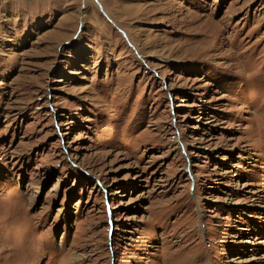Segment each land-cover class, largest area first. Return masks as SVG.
<instances>
[{
    "label": "rangeland",
    "instance_id": "rangeland-1",
    "mask_svg": "<svg viewBox=\"0 0 264 264\" xmlns=\"http://www.w3.org/2000/svg\"><path fill=\"white\" fill-rule=\"evenodd\" d=\"M0 264H264V0H0Z\"/></svg>",
    "mask_w": 264,
    "mask_h": 264
}]
</instances>
